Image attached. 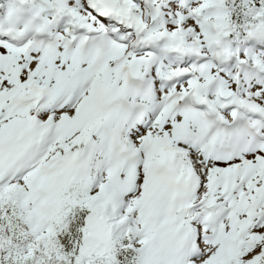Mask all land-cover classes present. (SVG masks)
I'll list each match as a JSON object with an SVG mask.
<instances>
[{"label":"snow or ice","instance_id":"snow-or-ice-1","mask_svg":"<svg viewBox=\"0 0 264 264\" xmlns=\"http://www.w3.org/2000/svg\"><path fill=\"white\" fill-rule=\"evenodd\" d=\"M0 264H264V0H0Z\"/></svg>","mask_w":264,"mask_h":264}]
</instances>
